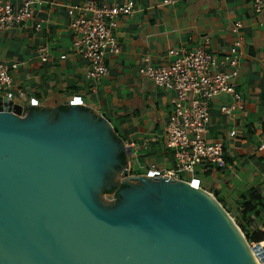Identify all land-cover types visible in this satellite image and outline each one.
<instances>
[{"label":"water","instance_id":"obj_1","mask_svg":"<svg viewBox=\"0 0 264 264\" xmlns=\"http://www.w3.org/2000/svg\"><path fill=\"white\" fill-rule=\"evenodd\" d=\"M123 172L124 146L92 108L51 119L0 96V264H251L239 232L264 264L217 192L219 205L138 176L105 199Z\"/></svg>","mask_w":264,"mask_h":264},{"label":"crops","instance_id":"obj_2","mask_svg":"<svg viewBox=\"0 0 264 264\" xmlns=\"http://www.w3.org/2000/svg\"><path fill=\"white\" fill-rule=\"evenodd\" d=\"M44 1L35 7L33 20L0 32V58L11 67L15 88L24 89L28 96L18 105L25 114L36 109L54 119L79 95L82 105L92 108L119 136L124 170L136 175L152 164L161 170L174 165L165 129L175 94L156 87L140 68L146 63L168 67L177 54L198 48L223 59L241 40L238 90L245 107L230 119L220 107L232 103V98L219 97L211 103L209 128L212 141L227 138L235 127L238 136L225 145L226 167L208 174L205 185L209 179L216 182L210 191L217 192L229 211L240 205V195L250 189L264 198V151L259 150L264 145V7L256 12L254 0H171L169 4L165 0H109L112 5L133 2L134 12L117 19L116 49L106 55L108 74L90 80L88 63L72 51L70 29L76 8L88 0ZM237 23L242 28L235 32ZM42 47L49 48L46 62L41 58ZM30 99H36L38 106ZM244 220L241 224L246 225ZM252 223L264 232L263 210Z\"/></svg>","mask_w":264,"mask_h":264},{"label":"built area","instance_id":"obj_3","mask_svg":"<svg viewBox=\"0 0 264 264\" xmlns=\"http://www.w3.org/2000/svg\"><path fill=\"white\" fill-rule=\"evenodd\" d=\"M44 0H0V32L34 19L36 6H42ZM164 3H172L165 0ZM264 0H254V8L260 13ZM77 9V15L70 23L74 34L73 53L88 63L87 78L98 80L108 74L106 55L110 49H116L114 27L117 19L134 12L133 2L124 5H112L109 0H88ZM242 28L235 26V32ZM41 29V24L36 25ZM242 41L238 40L230 52L222 59L217 55L198 48L182 55L177 54L174 63L168 67H157L146 63L140 73L152 80L162 90L175 94L174 108L171 113L165 135L169 149L173 151L174 168L161 170L155 164L136 175H118L117 180H135L138 176L149 179L178 178L196 190L213 195L207 190L205 180L208 174L226 167L225 145L238 136L237 127L232 128L227 138L212 141L209 136L211 123V103L221 96H230L232 103L223 104L220 111L233 119L238 111L244 109L243 95L238 90ZM42 61H48L49 48L40 49ZM62 59L66 55L61 56ZM11 67L0 58V96L20 104L28 99L24 89H16ZM38 106L36 99H30ZM82 104L81 97L75 95L68 104L75 107ZM264 151V145L259 147ZM118 194V192L116 193ZM116 194H106L105 199L115 202Z\"/></svg>","mask_w":264,"mask_h":264},{"label":"trees","instance_id":"obj_4","mask_svg":"<svg viewBox=\"0 0 264 264\" xmlns=\"http://www.w3.org/2000/svg\"><path fill=\"white\" fill-rule=\"evenodd\" d=\"M119 196V195H118ZM119 198V197H118ZM220 203L223 204L221 200ZM239 204L242 207L241 214L249 217V220L254 222L258 218L262 210L264 211V198L254 189L248 190L245 194L240 195ZM225 207V206H224ZM225 209L229 211L226 207ZM231 212V211H229ZM244 232L250 244H261L264 248V232L261 230L250 231L247 225L238 223Z\"/></svg>","mask_w":264,"mask_h":264},{"label":"rangeland","instance_id":"obj_5","mask_svg":"<svg viewBox=\"0 0 264 264\" xmlns=\"http://www.w3.org/2000/svg\"><path fill=\"white\" fill-rule=\"evenodd\" d=\"M172 168H174V165L172 166ZM120 185H117V187H116V189H114V193H112V195L113 194H116L117 192H118V187H119ZM207 190H214L215 188H216V182H214V180H212V179H209L208 181H207V183H206V185L204 186ZM118 188V189H117ZM219 199L222 201V199L219 197H217V200H218V202H219ZM223 202V201H222ZM222 204V203H221ZM222 206H223V208H225L224 207V205L222 204ZM242 209V207L240 206V205H238L237 204V206H234V208L233 209H231V212H229V211H227L229 214H230V216H231V218H233L234 219V221H235V223L239 226V224L238 223H240L241 224V219H245L244 220V222L246 223V225L248 226V228H249V230L250 231H253V230H256V224L255 223H252L250 220H249V217H244L242 214H241V210ZM242 216V217H241ZM240 227V226H239ZM241 229V228H240ZM242 230V229H241ZM244 233V232H243ZM245 235V234H244Z\"/></svg>","mask_w":264,"mask_h":264},{"label":"bare ground","instance_id":"obj_6","mask_svg":"<svg viewBox=\"0 0 264 264\" xmlns=\"http://www.w3.org/2000/svg\"><path fill=\"white\" fill-rule=\"evenodd\" d=\"M213 203H215L216 205H219L218 203H217V200L214 198V196L213 195H211V194H205ZM220 207V206H219ZM231 217V216H230ZM239 236H240V239H241V242H242V244H243V246H245L246 247V249H247V253H248V256H249V258L251 259V261H250V263L251 264H262L261 263V261H260V259L257 257V255L255 254V252L250 248V246L248 245V244H246V242L244 241V239H242L243 238V235L239 232ZM242 236V237H241Z\"/></svg>","mask_w":264,"mask_h":264},{"label":"flooded vegetation","instance_id":"obj_7","mask_svg":"<svg viewBox=\"0 0 264 264\" xmlns=\"http://www.w3.org/2000/svg\"><path fill=\"white\" fill-rule=\"evenodd\" d=\"M112 171H111V173H110V176H112V178L114 177V169L112 168L111 169ZM110 178V177H109ZM111 178V179H112ZM119 188V189H118ZM117 189H118V193L120 192V191H122L123 189H124V186H119ZM109 192H113V189L111 190V191H109ZM109 192H106V193H109Z\"/></svg>","mask_w":264,"mask_h":264}]
</instances>
